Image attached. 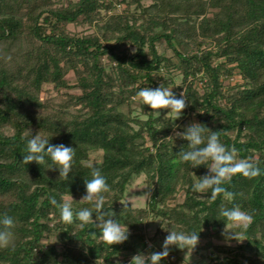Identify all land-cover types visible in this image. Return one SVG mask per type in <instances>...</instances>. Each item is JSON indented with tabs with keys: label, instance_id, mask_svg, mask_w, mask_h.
Here are the masks:
<instances>
[{
	"label": "trees",
	"instance_id": "16d2710c",
	"mask_svg": "<svg viewBox=\"0 0 264 264\" xmlns=\"http://www.w3.org/2000/svg\"><path fill=\"white\" fill-rule=\"evenodd\" d=\"M162 43L177 62L159 53ZM165 65L178 69L180 85L172 91L180 98L183 90L188 106L178 119L168 109L157 117L144 104L135 113L131 97L159 87ZM204 78L200 92L196 84ZM45 86L55 94L43 97ZM191 122L217 132L237 159L261 169L254 179L236 175L225 185L234 200L212 201L210 191L192 190L209 169L183 162L189 142L173 133L174 125L183 131ZM37 133L75 148L67 180L48 169L56 167L49 156L42 165L22 163ZM92 165L111 189L104 211L129 230L122 244L103 242L93 224L63 223L50 203L54 197L74 212H94L91 202L80 201ZM141 175L146 205L125 207V193ZM236 206L254 217L247 231L235 228L245 239L238 248L249 264H264V0H0V216L15 221L0 264H122L120 256L142 243L149 219L200 238L231 224L221 208ZM213 250L209 264H223L216 251L225 247Z\"/></svg>",
	"mask_w": 264,
	"mask_h": 264
},
{
	"label": "clouds",
	"instance_id": "9594fccd",
	"mask_svg": "<svg viewBox=\"0 0 264 264\" xmlns=\"http://www.w3.org/2000/svg\"><path fill=\"white\" fill-rule=\"evenodd\" d=\"M137 96L144 105L152 109L157 117L161 115L160 110L168 109L175 113L176 119H178L188 106L184 91L180 93V98H177L172 88L163 84L154 89L144 87L137 92ZM180 127V125L173 126L174 137L189 142V150H182L180 159L183 162H190L192 168L205 165L209 169L208 174L200 178L196 177L192 188L194 192L204 194L210 191L212 201L221 196L225 200L232 201L235 198V193L228 190L225 185L230 184L234 176L242 175L247 179H254L261 175V169L255 161L250 158L237 159L236 148L234 146L231 149L227 148L221 142L218 133L210 130L204 124L191 122L184 127L183 131H176ZM206 133L209 134L206 135ZM46 156H49L52 163L56 165V167H49L48 169H58L59 177L67 180L72 172L75 148L64 144L53 145L49 139L43 138L39 133L32 135V138L27 142V154L23 156L22 163L27 165L35 162L42 165L46 163ZM91 175L92 179L85 181L86 194L81 197L80 201L91 202L94 212L88 208L74 212L70 202L58 203L54 197L51 198L50 203L59 207L63 223L72 225L79 222L78 226L81 229L86 225L93 224L95 228L99 229L101 233L99 237L103 242L109 246L122 244L129 238L128 228L122 226L118 220L112 219L115 215L114 212L104 211L105 194L111 191L110 186L99 168L94 165L91 166ZM145 195L150 196V194ZM121 203L127 207L125 202ZM93 213H96L95 220H93ZM221 215L244 231H247L254 221L253 215L242 210L239 206L232 209L222 207ZM14 227L15 221L11 216L7 214L0 216V248H8L13 244L14 233L12 230ZM232 234L234 235L231 238L241 241L240 236L235 233ZM198 242L199 234L170 231L163 242L162 251L147 255L138 253L132 257L130 264H160L161 260L169 256L171 246L192 251Z\"/></svg>",
	"mask_w": 264,
	"mask_h": 264
},
{
	"label": "rangeland",
	"instance_id": "374dc122",
	"mask_svg": "<svg viewBox=\"0 0 264 264\" xmlns=\"http://www.w3.org/2000/svg\"><path fill=\"white\" fill-rule=\"evenodd\" d=\"M148 4L149 2H145ZM122 8L121 4H116V10L120 11ZM69 28L71 30H79L80 27H75L74 25H70ZM157 49L159 53L164 54L166 57H170L173 62H177V59L175 56H172V52L170 49H167L165 44H158ZM129 52V51H128ZM178 69L171 68L170 65H165L161 69V81L160 84H163L164 86L168 88H172V90L180 85V76L178 75ZM72 79L73 77L70 76ZM204 81L199 80L197 81L196 88L199 89L200 92H202L204 87ZM225 84H232L231 79L225 78L224 79ZM45 92L43 93V97L47 96L49 93L51 95L55 94V91H53L49 86L44 87ZM179 90V93L183 92V90ZM143 104V101L138 96H132L130 107L132 110L135 111L137 114L142 113L141 105ZM125 109V108H124ZM162 112V110H160ZM168 115H171L172 117H176L175 113L169 112ZM100 156V152H98ZM148 194L145 189V183H144V176L141 175L137 177L133 183L129 186L125 193V197L122 202H125L126 204L131 205L132 207H144L146 205V201L148 199V196L145 195ZM179 200L182 199V192L178 193ZM66 200H69L70 198L68 196H65ZM160 218L155 219H149L147 221V225L145 228H143V234L144 238L142 240V243H139L132 253L121 255V262L122 264H128L130 263L132 257L138 253H146V248H153L156 252L162 251V245L166 238V236L169 234L170 231H174L173 228L169 227H163V225H160ZM237 226L233 225L232 223L227 225L220 233L217 235L213 234L212 236H203L199 238V242L197 246L191 251L188 249H179L176 246H171L169 250V256L167 257L169 260H172L175 264H209V259L207 257L209 250L215 251L214 246H224V251H216V253L219 255V259H221V263L223 264H233V262L227 261L226 259H234V256L236 257V260L238 261L236 264H249L248 261L242 256L243 251L238 248V246L245 242L243 238L241 237L240 233L235 229ZM160 230V231H159ZM235 233L236 235L241 237V241H237L234 238H231ZM50 242H55L56 239L54 237L49 238ZM243 240V241H242ZM210 242V245H207V243ZM245 253V252H244ZM147 255V254H145ZM94 264H101V263H94Z\"/></svg>",
	"mask_w": 264,
	"mask_h": 264
}]
</instances>
